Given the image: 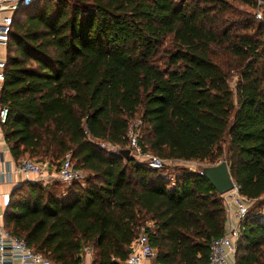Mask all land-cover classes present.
Returning <instances> with one entry per match:
<instances>
[{
	"label": "trees",
	"instance_id": "1",
	"mask_svg": "<svg viewBox=\"0 0 264 264\" xmlns=\"http://www.w3.org/2000/svg\"><path fill=\"white\" fill-rule=\"evenodd\" d=\"M255 8V0L20 3L4 58L3 139L15 162L53 169L69 154L84 177L23 182L8 197L5 229L53 264H81L87 248L93 264H123L149 222L157 263L207 264L225 230L222 196L190 169L171 177L124 158L129 125L140 120L145 153L226 161L254 202L234 264H264V22Z\"/></svg>",
	"mask_w": 264,
	"mask_h": 264
},
{
	"label": "built area",
	"instance_id": "2",
	"mask_svg": "<svg viewBox=\"0 0 264 264\" xmlns=\"http://www.w3.org/2000/svg\"><path fill=\"white\" fill-rule=\"evenodd\" d=\"M24 0H0V49L7 48L9 34L13 24V12ZM258 10L264 9V0H255ZM11 11L9 15H4L5 11ZM264 47V40H263ZM5 59H0V90L2 88L5 74ZM9 111L7 107L0 106V127L7 122ZM141 121L135 120L127 130V147L130 155L139 162L145 163L152 169H162L166 161L143 152L139 145ZM117 151L118 148L109 145ZM104 147V145L102 146ZM14 174L21 175L23 182L36 183L43 182L44 186L53 182H60L69 185L83 178V173L74 168L70 155L66 154L62 162L54 170L47 162H37L29 158H22L15 163L4 159L0 154V178H11ZM56 179V180H54ZM264 198V197H263ZM225 209V230L221 237L212 239L210 242V253L207 264H234L236 244L241 235V223L249 216V204L252 200L246 199L239 194L237 185L230 192L222 195ZM259 220H264V212L260 214ZM147 222L140 230L138 237L130 247V254L123 264H143L155 261L156 252L153 250L146 235V229L151 227ZM85 250H92L87 248ZM84 250V251H85ZM4 257L16 259L18 264H53L48 258L36 253L26 242L4 227L3 216L0 213V264L4 263Z\"/></svg>",
	"mask_w": 264,
	"mask_h": 264
},
{
	"label": "crops",
	"instance_id": "3",
	"mask_svg": "<svg viewBox=\"0 0 264 264\" xmlns=\"http://www.w3.org/2000/svg\"><path fill=\"white\" fill-rule=\"evenodd\" d=\"M25 1V0H24ZM11 11H5L4 15H9L11 14ZM6 56V50L4 51V49H0V59H4ZM3 145L4 149L0 148V154L3 153L4 159L6 161L9 162H13L15 163V161L13 160L10 152H9V148L6 145L4 139H3V133H2V129L0 127V146ZM6 152L8 153V157L6 156ZM4 178H0V213L2 214V216L4 215L7 203H8V197L10 195V193L17 188L18 186H20L23 183V179L21 177V175L19 174H14L10 179L5 178V181H3ZM4 222V221H3ZM95 258V254L93 252V250H85L83 252L82 255V263L81 264H93V260ZM4 263L5 264H18L19 261L16 259H11L9 257H4ZM143 264H153V261H147Z\"/></svg>",
	"mask_w": 264,
	"mask_h": 264
},
{
	"label": "water",
	"instance_id": "4",
	"mask_svg": "<svg viewBox=\"0 0 264 264\" xmlns=\"http://www.w3.org/2000/svg\"><path fill=\"white\" fill-rule=\"evenodd\" d=\"M120 154L123 155L124 158L132 157L128 149L121 150ZM194 171L203 176L218 195L222 196L233 190L236 186L225 160L213 166L197 164ZM128 254H130V251H128Z\"/></svg>",
	"mask_w": 264,
	"mask_h": 264
},
{
	"label": "rangeland",
	"instance_id": "5",
	"mask_svg": "<svg viewBox=\"0 0 264 264\" xmlns=\"http://www.w3.org/2000/svg\"><path fill=\"white\" fill-rule=\"evenodd\" d=\"M253 14H254V18L256 20L264 22V19H263L264 18V9L263 8L261 10H258V8L256 7L255 11H253ZM263 34H264V31H263ZM263 40H264V36H263ZM236 81H237V77L234 74H231V78L229 80V86H230L231 90L233 91V94H235ZM134 121H132L130 123V125ZM103 145H104V148H106L107 150H115V149L111 148L108 144H102V146ZM222 146L225 147L226 143H222ZM0 148L4 149L3 145H1ZM149 155H152V154H149ZM6 156L8 157V153L7 152H6ZM152 156H154V155H152ZM197 164L198 163H196V162H183V161H181V162H169V161H166L165 167L167 168L166 172L171 177H173V174H174V171H175L176 168H187V169H190V170L194 171ZM202 165H204V166H212V165H208V164H202ZM54 169H55V167L52 170H54ZM82 176L84 177V174ZM54 180H56V179H54ZM35 184L43 185L44 183L43 182H36ZM252 206H253V204H249V206H248L249 210L252 208Z\"/></svg>",
	"mask_w": 264,
	"mask_h": 264
}]
</instances>
